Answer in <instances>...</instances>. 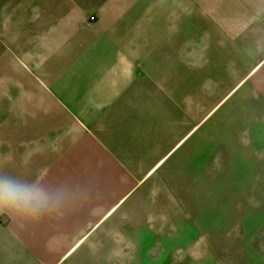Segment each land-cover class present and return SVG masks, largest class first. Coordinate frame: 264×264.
Segmentation results:
<instances>
[{"label":"crops","instance_id":"obj_1","mask_svg":"<svg viewBox=\"0 0 264 264\" xmlns=\"http://www.w3.org/2000/svg\"><path fill=\"white\" fill-rule=\"evenodd\" d=\"M258 118L264 0H0V180L54 202L4 210L0 264H93Z\"/></svg>","mask_w":264,"mask_h":264},{"label":"rangeland","instance_id":"obj_2","mask_svg":"<svg viewBox=\"0 0 264 264\" xmlns=\"http://www.w3.org/2000/svg\"><path fill=\"white\" fill-rule=\"evenodd\" d=\"M205 104L206 113L214 103ZM263 124L241 127L202 173L179 169L171 183L141 189L142 220L110 228L109 252L93 264H264Z\"/></svg>","mask_w":264,"mask_h":264},{"label":"clouds","instance_id":"obj_3","mask_svg":"<svg viewBox=\"0 0 264 264\" xmlns=\"http://www.w3.org/2000/svg\"><path fill=\"white\" fill-rule=\"evenodd\" d=\"M54 206L52 198L41 187L0 180V211L14 208L35 215Z\"/></svg>","mask_w":264,"mask_h":264},{"label":"built area","instance_id":"obj_4","mask_svg":"<svg viewBox=\"0 0 264 264\" xmlns=\"http://www.w3.org/2000/svg\"><path fill=\"white\" fill-rule=\"evenodd\" d=\"M92 20H94V18H93V17H91V18H90V21H92Z\"/></svg>","mask_w":264,"mask_h":264}]
</instances>
